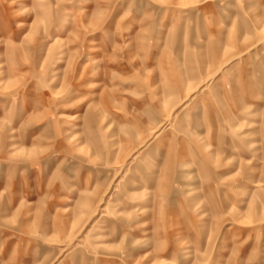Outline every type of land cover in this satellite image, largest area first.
<instances>
[{"label": "rangeland", "instance_id": "1", "mask_svg": "<svg viewBox=\"0 0 264 264\" xmlns=\"http://www.w3.org/2000/svg\"><path fill=\"white\" fill-rule=\"evenodd\" d=\"M0 264H264V0H0Z\"/></svg>", "mask_w": 264, "mask_h": 264}]
</instances>
